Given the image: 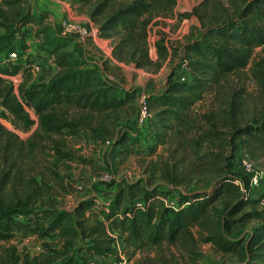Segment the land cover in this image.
I'll return each mask as SVG.
<instances>
[{
  "label": "trees",
  "instance_id": "trees-1",
  "mask_svg": "<svg viewBox=\"0 0 264 264\" xmlns=\"http://www.w3.org/2000/svg\"><path fill=\"white\" fill-rule=\"evenodd\" d=\"M93 1L73 0L74 3ZM230 1L232 9L224 8L226 13L222 17L217 13L208 14L209 0L200 6L205 11L198 12L199 7L195 12L203 21V28L200 37L188 43L185 49L184 63L191 80L186 76L176 81L172 76L163 93L149 96L150 109L155 105L160 107L161 125L156 132L153 151L160 146L183 143L193 125L192 108L205 98L207 89L219 87L224 79L246 68L257 48L264 50V0ZM2 2L0 106L10 113L17 128L31 130L38 123L31 138L37 143V140H49L58 134L93 129L97 116L129 107L135 93L120 92L91 62L78 57L71 48L74 38L59 35L47 22L48 13H34L26 0ZM109 2L97 1L91 13L93 18L103 16L98 28L100 36L117 38L114 54L120 60L147 66L150 19L156 10L158 14L171 11L174 0H133L104 15ZM32 23L36 30L29 27ZM30 33L41 39L39 48L49 52L59 68L47 81L34 80L32 75L35 63L30 62L34 60L29 52ZM14 50L18 51L20 60L10 57ZM255 66V77H264V58L256 61ZM20 73L24 80L16 90L12 77ZM31 111L37 115V121L32 118ZM151 118L152 113L149 122ZM139 129H143L142 126ZM233 129L232 152L221 156L225 165L218 171L221 178L213 192L180 193L175 199L172 193L182 179L174 171L178 169L177 163L184 159L177 158V163L172 165L168 160L160 168L167 184L136 180L120 186L103 202L93 196L81 200L72 211L51 208L40 214L32 205L37 200H33L28 190L22 193L17 189L13 195L6 192L11 181L22 183L18 170L25 144L22 141L21 146H17L15 139L20 137L0 123V243L31 236L42 240L58 235L61 241V248L56 250L58 260L27 257L24 264H96L120 255L115 246L119 239L124 243L123 253L133 257L139 251L157 248L165 242L192 244L196 241L193 229L198 228L202 239L211 242L218 251L240 253L242 260L237 264H264V188L253 191L249 176L234 168L239 147L254 162L264 158V116ZM128 135L122 133L117 145L127 149L130 145ZM132 135L131 144L137 145V135ZM32 140L29 141L31 153L37 148ZM54 142L59 155H70L63 150L62 144ZM176 155H180V147L170 151V159L178 157ZM255 192L259 193L254 196ZM221 198L226 199V205L218 216L214 207ZM254 219L262 224L258 230L249 232L247 238L230 235L235 226ZM13 253L14 250H10V254ZM0 264H10L4 253L0 256ZM136 264L139 263L136 261Z\"/></svg>",
  "mask_w": 264,
  "mask_h": 264
},
{
  "label": "rangeland",
  "instance_id": "rangeland-1",
  "mask_svg": "<svg viewBox=\"0 0 264 264\" xmlns=\"http://www.w3.org/2000/svg\"><path fill=\"white\" fill-rule=\"evenodd\" d=\"M26 1L32 11L37 14L47 12L45 8L48 7L45 6H57L55 0ZM97 1L100 0L84 3L82 13L87 15L89 20L97 23L99 28L100 19L103 16L93 18L91 14ZM132 1L110 0L104 15ZM204 1L174 0L175 4L171 11H161L158 14L156 10L153 13L148 26L150 61L147 66H138L134 62H127L116 57L114 54L116 37L102 38L108 42L109 47H112L111 54L124 66L109 64V59L104 60L102 51H98L92 45L96 53L88 54L89 58L100 63L108 71H112L114 75L117 74L122 85L128 91L135 93L129 107L106 116H97L94 120L96 124L92 126L96 131L92 128H84L77 134H58L49 140H37L36 143L31 138L38 129V123L31 130L19 129L13 123L10 113L0 106V123L6 130L20 137L15 139L17 146H21L22 141L25 144L23 161L19 162L21 169L18 170L22 174V183L20 185V181L19 183L11 181L6 192L13 195L17 189L22 193L28 190L33 194V200H37L36 203L33 201L32 205L39 209L40 214L51 208L72 211L85 198L96 196L103 202L108 200L117 188L136 180H143L144 183L167 184L168 180L163 177L160 168L168 160L172 165L177 163V158L184 159L177 163L178 169L174 171L182 179L172 193L175 199L179 198L180 193L215 191L221 178L218 171L225 165L221 156L231 155L232 152L231 140L234 126L259 121L264 116V77H255V63L264 58L262 47L255 50L254 57L246 68L224 79L219 87L207 89L205 98L192 108L193 125L183 143L160 146L153 151L156 132L161 125L158 116L160 107L157 105L151 108V121L144 125L139 123V97L142 92L149 96L160 95L167 88V83L172 76L176 81L181 80L183 76L191 80L190 72L189 75L184 72L185 49L188 43L200 37L203 21L195 12ZM66 3L61 5L58 3V6H62L64 10L62 11L64 12L63 20L78 21L90 27L89 23L76 20L75 17L78 15L75 12L74 2L66 0ZM0 6H3L2 0H0ZM207 7L209 15L217 13L218 17H222L226 13L225 9L231 11L232 4L230 0H209ZM69 10L71 17L68 16ZM205 10L204 7H200L198 12ZM147 16L150 15L147 14ZM47 22L51 24L49 19ZM29 27L36 30L33 23ZM57 31H61L59 27ZM28 41L32 50L31 57L34 59L31 58V64L37 62V56L45 58L49 55V52L39 48L41 39L36 38L32 33L28 35ZM23 60L26 61V59ZM41 66L39 73L31 72L37 80L50 79L57 73V67L54 66L53 61L46 60V65ZM17 77H19L17 81H15L16 75L12 77L16 90L24 80L22 73ZM31 113L32 118L37 121V115L33 111ZM139 126L143 129L140 130ZM122 133L129 134L130 138L133 133L136 134L138 144H131L129 138L127 141L130 144L129 150L124 145H117ZM30 140L37 144L36 151L33 153L30 152ZM54 140L63 145V150L68 152L70 157H63L57 153L54 149ZM176 147H180V155H176L178 157L172 160L170 151ZM243 153L239 147L235 153L237 157L234 161L235 169L238 167V156ZM212 162L214 165L211 164ZM255 163L259 169L264 170V158L255 160ZM107 174H110L112 178L106 180ZM258 193L255 192L254 196ZM225 205L224 198L215 204L214 211L218 216L223 213ZM261 224L259 220H250L243 225L235 226L230 235L234 238H247L248 233L258 230ZM193 236L196 241L192 244L165 242L157 248L139 251L133 257L123 253L124 243L119 239L115 246L119 249L120 255L99 260L96 264H114L122 257L126 260V264H136V261L139 264H237L242 260L240 253H222L211 242L204 241L198 228L193 229ZM45 241L49 245L45 246ZM60 248L61 241L58 235L42 240L31 236L24 239L17 238L9 243H0V256L4 253L5 259L10 264H24L27 257L30 259L40 257L41 260L52 257L58 260L56 250ZM12 249L15 253L10 254Z\"/></svg>",
  "mask_w": 264,
  "mask_h": 264
},
{
  "label": "built area",
  "instance_id": "built-area-1",
  "mask_svg": "<svg viewBox=\"0 0 264 264\" xmlns=\"http://www.w3.org/2000/svg\"><path fill=\"white\" fill-rule=\"evenodd\" d=\"M60 30L61 31H59V33L62 36L73 37L74 39L79 40H87L89 38H93L99 40V42L103 46H106V43L101 40L102 37L100 36L99 29L96 27H89L88 25H84L78 21L63 20L60 24ZM10 57L16 61L20 60V55L17 50L11 52ZM41 69V64L35 63L32 71L34 74H36L39 73ZM18 79L19 77L16 76L15 81H17ZM184 79L185 77L183 76L181 80ZM139 104V123L140 125H144L151 116L149 95L145 92H142L139 97ZM237 163V168L244 171L249 176L250 187L253 191L262 189L264 187V170L259 169L256 166V163L250 158L248 154H240L238 156ZM111 178L112 176L110 174H107L105 176L106 180ZM114 264H126V260L122 257L118 261H115Z\"/></svg>",
  "mask_w": 264,
  "mask_h": 264
},
{
  "label": "crops",
  "instance_id": "crops-1",
  "mask_svg": "<svg viewBox=\"0 0 264 264\" xmlns=\"http://www.w3.org/2000/svg\"><path fill=\"white\" fill-rule=\"evenodd\" d=\"M71 2L73 3V1L71 0ZM55 3L57 4V6L55 5H51V6H45V7H48V8H45L47 10V12L45 13H48L49 14V17L48 19L51 21V25L54 26V30L60 34L57 29L58 27L60 28V24L61 22L63 21V18H64V10L62 6H58V3L61 5L62 4H67L66 3V0H55ZM46 5V4H45ZM84 3H74V8L76 9V14L78 16H76V20H81V21H85L87 23H89V25L91 27H97V23L89 20L88 17H86L87 15L83 14L82 12L84 11L83 6ZM59 7V9H58ZM61 11L62 13L60 14L59 11ZM71 11L69 10V13H68V16L71 17L70 14ZM80 14V15H79ZM57 29H56V28ZM61 35V34H60ZM102 41H104L106 43L107 46H103L99 40H96V39H93V38H89L87 40H79V39H74V42L72 43L71 45V48L75 51L76 55L82 59H85L89 62H91L92 66L98 68L102 74V76L104 78H106L108 81L112 82V84L116 85L118 88H119V91H122V92H125L127 91V89L125 88L124 85H122V82L120 80V78L118 77L117 74H113L112 71H108L106 68H103L102 65L100 63H96L94 60H92L91 58H89L88 54H91V55H94L96 53V51L93 49L92 45L98 49V51H102L103 53V56H104V60H108L109 59V64H112V65H119V66H124V64L122 62H118V60L111 54L112 52V47H109V44L106 40H104L103 38H101ZM74 45V46H73ZM29 52L32 53V50L31 48L29 49ZM53 56H51L50 54L45 56V58H43V56H37V62L41 63V65H46V60H50V61H53ZM53 64L55 67H57V65L54 63L53 61ZM107 64V66L109 65ZM112 67V66H111ZM117 68V67H116ZM43 69H46L43 67ZM58 67H57V70L56 72L58 71ZM120 69V68H119ZM122 69V68H121ZM120 69V70H121ZM118 72V71H117ZM185 73H189V69L186 67L185 70H184ZM120 76V74H119ZM35 80V78H34ZM37 80V79H36ZM43 80H49V79H43ZM43 80H40V81H43ZM32 83V81L30 82V84ZM140 127V126H139ZM121 240V239H120ZM121 242H123L121 240Z\"/></svg>",
  "mask_w": 264,
  "mask_h": 264
},
{
  "label": "bare ground",
  "instance_id": "bare-ground-1",
  "mask_svg": "<svg viewBox=\"0 0 264 264\" xmlns=\"http://www.w3.org/2000/svg\"><path fill=\"white\" fill-rule=\"evenodd\" d=\"M218 8V7H217Z\"/></svg>",
  "mask_w": 264,
  "mask_h": 264
}]
</instances>
